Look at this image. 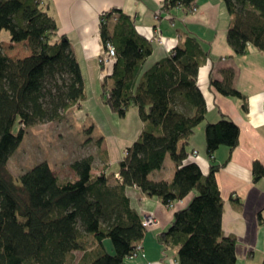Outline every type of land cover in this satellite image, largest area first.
Returning a JSON list of instances; mask_svg holds the SVG:
<instances>
[{
    "label": "trees",
    "instance_id": "obj_1",
    "mask_svg": "<svg viewBox=\"0 0 264 264\" xmlns=\"http://www.w3.org/2000/svg\"><path fill=\"white\" fill-rule=\"evenodd\" d=\"M222 1L230 17L226 37L234 54L243 56L249 45L264 52V0ZM196 7V0H164L161 12L175 24L177 11L186 16ZM3 31L10 43L28 42L32 53L13 60L0 48V264H74L76 252L83 253L77 264H128L148 232L131 207L130 188L168 209L194 193L157 242L165 250L175 249L179 264H236V239L222 230L223 200L215 177L220 166L211 164L203 174L195 161H187L186 147L207 113L197 81L209 51L178 31L182 42L145 69L152 40L137 33L131 17L119 11L103 14L101 38L116 56L111 74L104 77L102 103L121 119L137 108L143 124L118 163L116 184H109L106 167L92 173L91 155L70 165L76 176L72 181L60 180L47 162L14 180L8 164L26 130L62 121L73 108L80 110L86 97L80 66L45 0H0V35ZM223 74L219 82L210 73V86L224 97L242 100L246 111L245 97L233 86L234 71ZM238 143L239 128L226 117L206 124L211 162L220 147L232 151ZM168 156L175 167L171 181H152L150 174ZM252 172L255 180L264 178L260 164ZM105 240L111 241L112 254L104 250ZM91 244L97 246L92 249Z\"/></svg>",
    "mask_w": 264,
    "mask_h": 264
},
{
    "label": "crops",
    "instance_id": "obj_2",
    "mask_svg": "<svg viewBox=\"0 0 264 264\" xmlns=\"http://www.w3.org/2000/svg\"><path fill=\"white\" fill-rule=\"evenodd\" d=\"M163 3L164 0H45L49 14L55 18L60 33L68 38L71 51L80 66L86 100L89 91L95 98L93 110L86 108L85 123L81 119L82 129L88 128L87 125H97L93 131H87L82 139L98 151V156H93L92 173L100 174L106 167L109 184L114 186L118 178V163L123 159L125 150L138 139L143 128L137 108H132L121 119L102 103L101 87L104 77L111 74L113 63L103 66L100 62L105 53L100 34V17L110 11H119L134 20L139 35L152 40L153 51L145 69L168 57L182 42L178 31L195 38L210 54L209 60L200 69L197 81L206 101L207 113L205 121L196 128L186 147L189 155L187 161H195L203 174L208 173L211 164L220 166L215 177L223 200L222 230L225 236L236 239V264H263L264 178L255 180L252 171L255 163L264 168V52L249 45L243 56L234 54L227 42L230 17L222 0H196L197 7L192 14L185 16L177 11L175 24L171 23L170 15L162 14ZM156 30L160 33L162 43L154 40ZM226 70L235 73L233 86L245 97L246 111L243 110L242 100L224 97L209 84L210 73L221 82ZM107 83L111 88L112 81ZM86 100L75 116L85 113L83 107H86ZM129 116L135 120V127L130 128L133 131L124 130L125 126L121 124ZM221 116L238 126L239 143L232 151L220 147L211 162L206 155L205 127L208 123L217 122ZM193 152L197 155H193ZM174 170V164L168 156L163 167L150 174V179L169 182ZM127 196L131 207L141 218L153 214L158 221V225L150 229L141 242L143 251L127 259V263L179 264L176 250L163 249L157 242V236L169 228L174 213L185 208L194 193L175 203L171 209L136 188L128 189ZM259 213L261 220L258 218ZM88 241H91L90 238ZM96 246L91 244L90 248ZM103 247L107 253H113L108 240L103 242ZM80 253L81 257L74 264L82 259L83 253Z\"/></svg>",
    "mask_w": 264,
    "mask_h": 264
},
{
    "label": "rangeland",
    "instance_id": "obj_3",
    "mask_svg": "<svg viewBox=\"0 0 264 264\" xmlns=\"http://www.w3.org/2000/svg\"><path fill=\"white\" fill-rule=\"evenodd\" d=\"M156 19L158 20L157 17ZM157 38L154 40L159 43ZM0 48L13 60L25 58L32 53L28 42L10 43L9 33L6 31L0 35ZM90 92H88L86 107H83L85 113L79 114L80 116L78 114L75 116V112L79 110L73 108L62 121L43 122L26 130L22 143L11 156L8 164L9 173L14 180L38 163L47 162L60 180L72 181L76 177L70 169L74 161L90 155L98 156L95 146L87 145V142L82 141L87 131L97 128V125H87L88 128L83 129L81 127V119L84 122L87 109L92 111V106L95 104V98ZM121 124L125 126L124 130L133 131L130 128L135 127V120L129 116L127 121ZM108 241L112 245L111 241ZM74 256L75 262L81 257V253L77 252Z\"/></svg>",
    "mask_w": 264,
    "mask_h": 264
},
{
    "label": "built area",
    "instance_id": "obj_4",
    "mask_svg": "<svg viewBox=\"0 0 264 264\" xmlns=\"http://www.w3.org/2000/svg\"><path fill=\"white\" fill-rule=\"evenodd\" d=\"M156 37H158L157 40L159 41V43L163 42L158 30L155 31V38ZM115 56L116 55H115L114 47L108 44L105 49L104 55L100 59L101 65L109 64L110 62H112ZM193 155L196 156L197 155L196 152H193ZM142 224L146 229L150 230L152 228H155L158 225V221L153 214H148L147 216L143 218ZM142 251H143L142 245H138L135 256L139 255Z\"/></svg>",
    "mask_w": 264,
    "mask_h": 264
}]
</instances>
